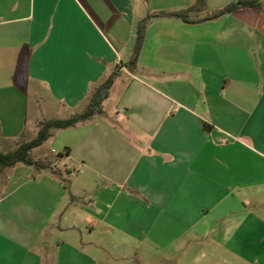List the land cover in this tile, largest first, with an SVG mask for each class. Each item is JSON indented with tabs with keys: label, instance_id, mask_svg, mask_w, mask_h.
I'll return each mask as SVG.
<instances>
[{
	"label": "crops",
	"instance_id": "crops-1",
	"mask_svg": "<svg viewBox=\"0 0 264 264\" xmlns=\"http://www.w3.org/2000/svg\"><path fill=\"white\" fill-rule=\"evenodd\" d=\"M194 1L0 0V149L120 65L32 149L48 167L0 165V264H264V0L153 18L125 65L141 19Z\"/></svg>",
	"mask_w": 264,
	"mask_h": 264
},
{
	"label": "trees",
	"instance_id": "trees-1",
	"mask_svg": "<svg viewBox=\"0 0 264 264\" xmlns=\"http://www.w3.org/2000/svg\"><path fill=\"white\" fill-rule=\"evenodd\" d=\"M241 5L260 6L261 2L259 0H236L231 1L223 7L209 10L208 0H195L190 6L178 10H160L149 13L143 19H141L137 25V37L134 46V53L132 58L125 62V65L130 67L131 70H135L139 54L143 47L147 26L153 18L171 15L177 16L187 22H198L230 13ZM202 12L204 13L202 14ZM119 73L120 65L106 78V80L101 85H99V87L92 94L90 102L82 112L75 113L67 118H52L45 120L42 122L38 134L34 138L21 141L15 149L10 151H3L0 149V165L11 166L17 162H24L29 165H34L37 168L48 167V164L45 162L33 158L31 155L32 149L42 144L51 135L54 129L73 126L77 122L86 120L95 113L101 112L103 100L108 95V91Z\"/></svg>",
	"mask_w": 264,
	"mask_h": 264
},
{
	"label": "rangeland",
	"instance_id": "rangeland-1",
	"mask_svg": "<svg viewBox=\"0 0 264 264\" xmlns=\"http://www.w3.org/2000/svg\"><path fill=\"white\" fill-rule=\"evenodd\" d=\"M234 1H236V0H234ZM242 6V5H241ZM209 8V10H211L212 8H210V7H208ZM260 11H262L261 13H263V15H264V9L263 10H260ZM204 12H202V14H203ZM250 22V21H249ZM30 97H31V103L33 104L35 101H34V96L32 95V94H30ZM47 106L45 107V105L43 104L42 105V110H41V118H43V120H46L47 118H49V117H58V116H63V113L60 111V110H57V109H55V108H50L49 106H48V104H46ZM45 107V108H44ZM41 124H42V122H41ZM49 138V137H48ZM47 138V139H48ZM29 139V138H28ZM59 139H60V137L58 138V140H56V142H47V143H45L44 144V147H46V148H48V150H50L51 151V149H52V147H58L59 145H58V143H59ZM23 141V140H22ZM24 141H26V140H24ZM20 143V142H19ZM18 143V144H19ZM14 144L15 143H13V142H11V143H9L8 144V146H7V144L6 145H1V149L2 150H4V151H9V150H11V149H13V147H14ZM54 152V151H53ZM40 153L41 152H39V151H36L35 150V152L34 153H32L31 155L33 156V157H38L39 155H40ZM56 153V152H55ZM1 166H0V170H1ZM67 175V174H66Z\"/></svg>",
	"mask_w": 264,
	"mask_h": 264
}]
</instances>
